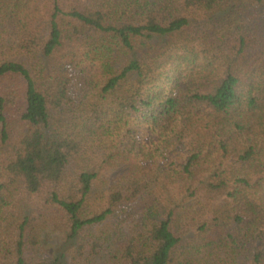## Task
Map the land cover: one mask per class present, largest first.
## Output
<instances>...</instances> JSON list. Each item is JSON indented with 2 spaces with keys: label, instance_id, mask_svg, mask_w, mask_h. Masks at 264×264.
Listing matches in <instances>:
<instances>
[{
  "label": "trees",
  "instance_id": "1",
  "mask_svg": "<svg viewBox=\"0 0 264 264\" xmlns=\"http://www.w3.org/2000/svg\"><path fill=\"white\" fill-rule=\"evenodd\" d=\"M0 264H264V0H0Z\"/></svg>",
  "mask_w": 264,
  "mask_h": 264
},
{
  "label": "rangeland",
  "instance_id": "2",
  "mask_svg": "<svg viewBox=\"0 0 264 264\" xmlns=\"http://www.w3.org/2000/svg\"><path fill=\"white\" fill-rule=\"evenodd\" d=\"M110 224L111 222L109 223V225ZM62 243H63V235L61 234L46 233V235H44L43 248L49 254H57V253L59 254L60 252H62Z\"/></svg>",
  "mask_w": 264,
  "mask_h": 264
}]
</instances>
